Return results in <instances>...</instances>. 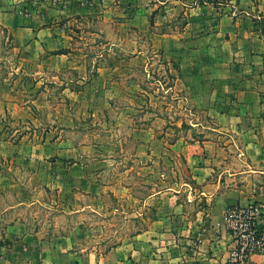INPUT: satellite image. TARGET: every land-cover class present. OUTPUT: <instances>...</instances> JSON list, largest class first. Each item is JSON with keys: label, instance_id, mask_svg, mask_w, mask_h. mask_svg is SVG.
Returning <instances> with one entry per match:
<instances>
[{"label": "crops", "instance_id": "1", "mask_svg": "<svg viewBox=\"0 0 264 264\" xmlns=\"http://www.w3.org/2000/svg\"><path fill=\"white\" fill-rule=\"evenodd\" d=\"M0 24L30 58L87 80L94 124L138 142L119 156L150 173L144 198L122 193L136 182L55 162L82 178L72 186L94 197L91 210L105 215L101 197L114 195V214L144 226L89 244L77 221L46 230L38 213L3 225L0 215V264H232L228 206L264 201V0H0ZM0 177L1 192L13 189ZM80 211L68 214L74 221ZM251 257L264 262V252Z\"/></svg>", "mask_w": 264, "mask_h": 264}, {"label": "rangeland", "instance_id": "2", "mask_svg": "<svg viewBox=\"0 0 264 264\" xmlns=\"http://www.w3.org/2000/svg\"><path fill=\"white\" fill-rule=\"evenodd\" d=\"M74 77L71 72L53 70L27 56L13 29L0 24V133L5 137L0 142V174L14 181L13 189L0 191V215L7 217L2 225L19 213H38L46 230L57 223L70 225L77 221L89 244L111 245L144 226L145 221L134 214L127 213L126 218L121 213L114 214L112 208L117 207L114 195L101 197L109 203L104 209L97 207L106 211V216L91 210L87 205L94 197L72 186L73 179L82 178L76 171L65 172L54 163L69 167L72 160L85 162L92 178L106 181L119 178L127 185L136 182V189L126 188L122 193L136 192L137 197L144 198L150 191L146 187L150 173L138 171L141 164L133 155L119 156L123 149L133 151L138 142L129 138L120 141L117 138L120 129L116 128L113 139L105 136L103 127L93 122L92 104L84 92L87 80L81 83ZM115 115L112 113V119ZM122 129L131 131L126 126ZM97 132L102 134L98 136ZM146 144L142 147L146 148ZM108 163L116 164V170ZM37 165L43 167L38 169ZM20 198L26 204L5 211L8 204L16 205ZM132 205L128 208L132 209ZM107 207H111L112 214ZM74 208L81 211L73 221L68 213Z\"/></svg>", "mask_w": 264, "mask_h": 264}, {"label": "built area", "instance_id": "3", "mask_svg": "<svg viewBox=\"0 0 264 264\" xmlns=\"http://www.w3.org/2000/svg\"><path fill=\"white\" fill-rule=\"evenodd\" d=\"M263 221L264 201L228 206L225 223L233 235L234 246L230 251L232 264H264L251 257L254 253L264 252Z\"/></svg>", "mask_w": 264, "mask_h": 264}, {"label": "trees", "instance_id": "4", "mask_svg": "<svg viewBox=\"0 0 264 264\" xmlns=\"http://www.w3.org/2000/svg\"><path fill=\"white\" fill-rule=\"evenodd\" d=\"M56 52H58V51H56ZM1 134V133H0ZM0 138H2V139H5V137H4V135H0ZM7 138V137H6Z\"/></svg>", "mask_w": 264, "mask_h": 264}]
</instances>
